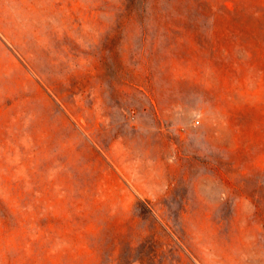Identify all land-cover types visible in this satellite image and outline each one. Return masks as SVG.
<instances>
[{"label":"rangeland","instance_id":"1","mask_svg":"<svg viewBox=\"0 0 264 264\" xmlns=\"http://www.w3.org/2000/svg\"><path fill=\"white\" fill-rule=\"evenodd\" d=\"M0 264H264V0H0Z\"/></svg>","mask_w":264,"mask_h":264}]
</instances>
